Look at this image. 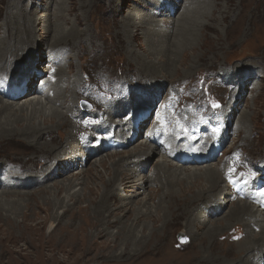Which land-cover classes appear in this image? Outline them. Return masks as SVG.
Returning a JSON list of instances; mask_svg holds the SVG:
<instances>
[{"label":"bare ground","instance_id":"bare-ground-1","mask_svg":"<svg viewBox=\"0 0 264 264\" xmlns=\"http://www.w3.org/2000/svg\"><path fill=\"white\" fill-rule=\"evenodd\" d=\"M7 1L9 0H6V2ZM67 1V3L71 5L73 1L77 2L78 0ZM182 1L183 0H153L150 14L141 15L139 12L129 14L122 20V23L118 25L117 30H115L116 23L113 24V28L111 27L112 29L110 28V34L107 41L112 44L114 43L113 50H115L116 44L120 45L121 41L125 42L123 50L126 55V60L127 62L132 63L135 66L134 69L137 70L132 72L126 71L123 80H129L130 82L134 80L133 77H137L140 82L145 81V84H147L148 87L145 90L144 95L136 96L140 98V100H115V102H112L111 104L109 103L110 106L104 111L107 117L106 125L113 130L112 133L115 134L116 137H123L125 146L133 145V147L126 153L119 155L106 153L108 161L111 162V169L106 167V161L103 160V158L99 159V167L106 173L108 172V178L105 180V178H103L101 174L99 175L96 170H92L94 173L87 177L88 179L92 177V181L94 180L93 182L98 181L101 184V192H99L100 189L96 184L92 188H89L87 186L89 183L82 179H76L74 181L67 180L68 183L62 184L61 187H58L57 183H59V181H55L61 172H66L69 169L71 170L75 168L72 166V162L74 159H80V156L74 157V155H79L80 147L83 148L88 143L87 141L85 143L82 141L79 145H73V142L77 141L78 138H80V135L76 136L77 132L75 130L67 132V128L70 126H74L81 131L84 126L79 124L80 122L78 123V121L72 119L77 113L74 110L73 105L76 98L79 96L78 92H80V89L75 80H66V75L72 72L71 64L69 63L65 65L67 62L62 64L59 60L61 58L59 54H57L53 60H50L51 64L47 65L44 70L45 73L49 75L54 74V78L43 77L41 79L43 81V86L39 85L41 88L39 89L38 87L35 94L30 96L32 97L31 100L21 103L22 97L13 100V98L7 96V93H0V149L2 148L1 145H3V143L6 144L14 137L26 140L29 145L36 147L32 158H30L31 162L28 161L27 164L23 162L21 163L22 160L19 162L16 159L9 157L7 162L4 161L6 164L2 167L0 166V173L18 174L17 177L21 181H14V185L2 184V186L23 189L27 186L38 184L43 186V188L37 192H39V194L42 193L43 195L47 193L50 198L51 193L48 194L47 188L49 187H47V185L50 182H53L52 185L55 186L52 187V189H54L52 195L55 200L52 199L50 201V199H48L47 201H44L45 208H41L37 205L38 209H41V211H44L45 213L50 210V206L53 207V209L56 208V210L64 209V211H69L72 209L69 204L70 202L71 205L74 206L83 201L88 202L90 208L81 209V213L82 218H89L91 216L92 219H94L91 223L86 222V226L92 229L94 233V236L90 239L91 249L96 245V239H104L102 243L105 248H110L112 250L119 249V256L139 257L145 255L146 251L161 246L160 240H164L165 229L167 230L168 226L176 227L180 224V221L183 220L185 227L189 229V234L193 239V242L197 241L196 243H207L210 239H217L219 241L221 235H226L228 231H231L232 233L236 228L239 232L240 228L245 232V234L240 233L239 235H236V240L238 241L228 242V244L221 242L228 248L218 244L220 247H223L219 252H214L210 246V250L207 252L205 251L206 253H203V257L200 256L202 257V264H264V212L259 210L254 204L240 200L236 203L232 202V208L230 207V211L225 217H223L224 220H219L220 213L225 206H227L233 198H236L231 191L229 192L226 191V189L221 188L222 184L225 182V176L223 177V175L226 174L227 168L221 167L220 169L218 165L212 166L213 164L210 161L197 165L184 166L181 165L179 161H176L174 159L175 157L171 158V153L176 155L178 151H180V153L183 152L181 151V145H179L177 139L180 136L188 138L189 134L185 133V128L192 123V119L184 114V111L180 110L188 109L189 111H196L195 104H175L173 107L174 112L180 111V114L177 118H174L173 126L171 124V115L168 108L172 106L171 102L176 98L174 97L175 93H172V88H169L168 97H166L158 109L161 112V116L164 118L161 136L165 130H168L170 133V141L173 143V151L168 154L163 146L158 147L151 140L144 138L142 132L144 124L139 126L140 131H138L133 128L132 121L127 122L128 119L132 120L138 113H140L139 109L145 107V104L142 103L148 100L147 105L153 104L151 90L163 86L166 84V80L173 78L178 67L186 65V59L192 55L191 58L199 62V60L204 57L203 49H211L210 43L212 36H210L209 33L216 34L219 32L218 25L228 18L229 12H231L229 9L230 3L234 0H213L210 2L209 0H184V3H182ZM35 2L36 1H29L26 5L27 9L22 10V13L18 16L19 24L15 29L17 36L10 37V35H7L0 38L1 77L5 75L10 76L12 72L18 68L22 57L29 52L31 53L32 49L36 47L35 40L41 35V31H43L44 34V37L41 40L42 43L49 42L47 48L53 53L58 47H66L69 45L70 39H77L79 44L83 43L82 35L84 32L81 30V32H79V30H77V25L82 23V20L78 15L75 16L74 19L76 21L71 27L68 30H64L62 26L63 24L60 21H64L65 16L69 15V10H66L67 14L64 15L65 11L63 9H56L53 12L52 17L50 16L52 22L51 20L49 21V16L40 22L37 21V19H34L37 11V8L35 9V7H33ZM38 2H41L39 4L42 6L43 2H46V0H38ZM108 4L111 11L115 10L118 12L122 9L119 2L117 3V0H108ZM75 6H77L76 3ZM181 7V13H179V16L173 20V15H176ZM73 9L71 8V10ZM1 10L0 7V12ZM159 13H164L165 16L172 19L170 20V26L167 29H164L163 32H160L159 30L161 20H155L153 18L156 14L161 15ZM248 14L249 12H247V15ZM262 18H264V15ZM139 20H141L140 23L138 22ZM147 26H150V28L144 41L146 44H152L154 42L156 45H150L152 47L149 48L150 52L147 54V57L141 59L136 55L134 40ZM134 30L135 33H133ZM97 39L98 36L95 35L89 42L87 50H90L93 53L94 51H98V46L96 47L93 44V42L96 43ZM113 39L115 42H113ZM220 40L219 35H216V43ZM214 43L215 42H213V44ZM197 50L200 51L199 55L195 54ZM192 59L190 62H193ZM193 64L195 65L196 63ZM256 64H258V62ZM194 65L184 68L183 77L181 78L183 81H178V83H174L173 85L172 82H175V80H170L172 84L169 83V85L171 87L177 86L178 91L183 90L187 84L186 82L191 80L187 77L186 70L194 67ZM199 65L201 64L199 63ZM259 67H262V65ZM106 79V83L111 82L108 80L110 79L108 75ZM51 80H54L55 82L51 83ZM122 81L115 83L116 91L118 85H120ZM20 85L21 84L18 86ZM190 90L193 91L194 88ZM117 93L119 95L120 92ZM144 96L145 98H142ZM138 102L142 103L139 105ZM103 106L104 105L96 104L95 109L93 106V113L96 109H100ZM60 108H64L65 112ZM235 111L236 108L234 110L229 109L228 113L221 114L220 118L222 117V119H224L226 116H230L229 119L231 121V116ZM78 113L80 115V112ZM124 113L127 115L123 117V120H115L117 115H122ZM214 120L218 123L220 122L217 118H214ZM150 124L149 131H152L154 130L155 124ZM90 125L97 128L96 123ZM117 126L119 129L115 130V127ZM193 130L194 129H191L189 132ZM84 132L82 133L84 134ZM173 132L175 135L174 138L173 135H171ZM240 132H242V128L237 127L235 133L236 136H238ZM129 133H131L130 136L128 135ZM90 137L91 135H89L88 139ZM155 137H158L156 133ZM138 138H141L140 142L134 145ZM46 139H48V142H46ZM208 139V136H204L205 144L208 143ZM74 148H76V151L72 152ZM69 149L72 150L70 153H67L66 150ZM106 149H108V147L106 148V146L101 145L99 150H96L95 154L104 152ZM203 150H205L204 152L208 151L206 148H203ZM112 151H114V149H112ZM157 153L161 156V158L157 159V166L151 169L149 174H145V167L149 157ZM238 153L239 151L236 150L233 157H238ZM115 157H117L116 160H114ZM249 162L251 165L253 164V162ZM118 184L122 186L121 189H126L127 192H129V194L124 195L127 197L126 199L124 196H121V194L120 197L117 196L119 193L115 191L117 190L116 187ZM78 186H83L81 190L84 195H82L79 190L70 193L72 189H75ZM85 190L88 191L87 195H85ZM10 191L11 190L7 188H5V190L0 189V198L7 196L6 193ZM61 192H64L65 195L59 200L57 199V196ZM20 193L22 192L12 190L13 196L19 197ZM56 193L57 196L55 195ZM23 194L25 196L27 194V197H35L32 192H28L27 190L23 191ZM140 195H145V201L142 200L139 202L140 204L142 203L141 206H138L139 203H137L135 208H131L129 205L131 201L137 199ZM121 197L123 198L122 201L120 200ZM156 199L158 200V203L156 202V204H154ZM113 201L118 204L113 206ZM149 201L153 204L149 205ZM11 202H13L11 204H17L18 201L15 202L14 200ZM56 210L54 213L56 217H52L53 222L49 223V229L52 228L53 223L58 218ZM6 219L7 220L0 222V228L6 227L7 232L12 233V236L8 234V240L16 241L15 243H31L32 236L38 234L36 232V227H42L46 224V220L42 218L39 219L36 214V217L31 220V222H34V226H30L27 215L24 214L22 229L20 230L21 225L13 223V221L8 218ZM123 219H125L126 222L130 221L131 224L127 226V223L123 221ZM145 219L150 221L151 229H149L147 224L142 223ZM209 222L212 223V225H209L210 227L206 228L205 231L200 234L199 231L204 229L203 226ZM217 222L221 223V225L217 226ZM222 222H225V224H222ZM139 224H141L140 229L136 230V226ZM158 224L160 225V228H157ZM253 227L260 229L258 234L252 230ZM111 228H118L115 234L108 231ZM80 230L83 232L84 228L80 227ZM15 233H18L16 237ZM185 233L186 232H184V234ZM231 233L224 236L225 238L223 240L229 238ZM82 238L85 242L87 236L84 235ZM62 241L65 242V240ZM47 243L49 242L47 241L46 244ZM196 243L192 244V241L190 242V246L193 247L191 251H194V255ZM52 245L54 244L52 243ZM48 246H50V244ZM162 253H159L160 256ZM252 253L255 255L254 262H251ZM237 254H239V256H237ZM173 256L174 257L166 260L161 259L163 260L161 264H174L178 257H181V255L177 256L175 252L173 253ZM46 259H48L46 262H51L50 264H59V261H57L54 256ZM41 264L43 263L41 262Z\"/></svg>","mask_w":264,"mask_h":264},{"label":"rangeland","instance_id":"rangeland-1","mask_svg":"<svg viewBox=\"0 0 264 264\" xmlns=\"http://www.w3.org/2000/svg\"><path fill=\"white\" fill-rule=\"evenodd\" d=\"M29 1H36L34 3L35 6L33 5L35 9L37 8L34 19H37V21L40 22L46 17L48 18V16L49 21L51 20L52 22V18H50V16L52 17L53 12L56 9H63L65 11L64 15L67 14L66 10H69V15L65 16L64 21H60L63 24L62 26L64 30H68L71 27V25L76 21L74 19L75 16L78 15L82 20V23L77 25V30H79V32H84V34L82 35L83 43L79 44L77 39H70L69 45H67L68 47H58L53 53L49 51V48H47L49 42L42 43L41 40L44 37V34L43 31H41V35L35 40L36 47L32 49L31 53L29 52L27 55L22 57L19 62L18 68H16L10 76L5 75L2 76V78L5 79V82L7 81L9 83H12L13 81L19 79L18 85L27 81V84L25 85V87L27 88V92L25 95L21 96V103H23L32 99V97L30 96L35 94V92L38 90V87L40 85L39 81L43 77L54 78V74L49 75L45 73L44 70L46 69L47 65L51 64L50 60H53V58L56 57L57 54L61 56L59 60L62 62V64H65L66 62L67 63L65 65L69 63L71 64L72 72L66 75V80H75V82L78 83V87L80 89V92H78L79 96L76 98L73 105L74 110L77 112V116H73L72 119L78 121V123L80 122L79 124L84 127L81 131L74 126H70L67 128V132L75 130L77 132L76 136L80 135V138H78L77 141H74L73 145H79L82 143V141H84V143L87 141L88 143L83 148L78 146L80 147V154L74 155V157L80 156V159H74V161L72 162V166L75 168L71 170L69 169L70 171L68 170L66 172H61V174L55 179V181H59V183L57 184L58 187H61L62 184L68 183L67 180L74 181L76 179H82L89 183L87 185L89 188H92L96 184L100 189L99 192H101V184L98 181L93 182L94 180L92 181V177L90 179H88L87 177L88 175L94 173L92 172V170H96L98 171L99 175L101 174L103 178H105V180L108 178V172L106 173L102 168L99 167V159L103 158V160L106 161V167H109L111 169V162L108 161L106 153L119 155L122 153H126L130 148L133 147V145H129L130 147L124 146L119 149L110 148L106 149L104 152L95 154L96 150H99V147L101 146L97 145L96 142L101 141L102 137L103 139L106 137L116 138L124 142L123 137H110V135L113 134V130H111L106 125L107 117L104 111L110 106L109 103L111 104L112 102H115V100H140V98L136 96L144 95V92L148 87V85L145 84V81L140 82L137 77H133L134 80L130 82L129 80H123L126 71H135V66L132 63L127 62L126 60V55L123 50L125 42L121 41L120 45L116 44L115 50H113L114 43H109L107 41V38L110 34V28H113V24L116 23L117 28L115 27V30H117L118 25L121 24L122 20L125 19L129 14H134L135 12H139L141 15L150 14L152 10L153 0H117V3L119 2L122 8L118 12L115 10H110L108 0H94V2L93 0H78L77 2L73 1L72 4L74 5H70L69 3H67V0H46V2H43L42 6L41 4H39L41 2H38V0H9L7 2L6 0H0V7L2 9L0 12V38L7 35H10V37L17 36L15 29L19 24L18 16H20L22 10L27 9L26 5ZM210 1L213 0H209V2ZM75 3L77 6H75ZM182 3H184V0L182 1ZM71 8L74 9L71 10ZM229 9L231 12H229L228 18H226L224 22L218 25L219 32H217L216 34L209 33V35L212 36L210 43L211 49H203V60L201 59L199 60V62L193 60L191 58V55V57L185 60L186 65L178 67L177 72L175 73L173 78L166 80V84H164L163 86L155 90H151L153 96V104L147 105L148 100L144 103H138L139 105L141 103L145 104V107H142L144 109H150L154 104H156V109H159L161 103L166 99V97H168L169 88H172V93H175L174 97L176 99L172 100L171 102L173 105L177 103L195 104L196 111H203L204 107L201 105L202 103H205V114H208L207 117L211 120L209 125H215L216 121L213 120V118H217L220 122H216L214 130L223 132V140L225 141L223 143L224 146L219 145L222 149L219 150L218 156L210 162L213 164L212 166L218 165L220 169L221 167L227 168L226 174L223 175V177H227L224 178L225 182L222 184L221 188L226 189V191L230 192L231 190L228 188L226 180L231 175H236L237 177L248 176L250 178H258L260 175L257 168L264 162V18H262L264 15V0H259V3L258 0H234L230 3ZM181 11L182 7L179 9L176 15H173L172 19H176ZM247 12H249L248 15ZM153 18L155 20H161L159 27L160 32H163L164 29H167L170 26V20H172L165 16L164 13H162L161 15L156 14ZM140 21L141 20H139L138 22L140 23ZM149 28L150 26L145 27L138 34V37L135 38V43L133 42L135 45L136 55L141 59L147 57V54L150 52L149 48L156 45V43L154 42L152 44H146L144 41L145 36L149 32ZM133 33H135V30L133 31ZM95 35L98 36V39L96 40V43L93 42V44L96 47L98 46V51H94L93 53L87 49L89 46V42ZM216 35H219L221 39L218 43H216L215 41ZM103 39L107 42H105ZM113 42H115L114 39ZM213 42L215 43L213 44ZM199 52L200 51L197 50L195 54L199 55ZM191 59L193 60V62H190ZM255 62H258V64H256ZM193 63L196 64L194 65ZM199 63L201 65H199ZM191 65H194V67L190 69L188 68L186 70V75L191 80L186 82L187 84L185 85V88L181 91H178L177 86L171 87L169 85V83H171L170 80H175V82H172L173 85L174 83H178V81H181L184 68L191 67ZM261 65L262 67H259ZM36 72L43 74V76L37 78ZM107 75L110 77V79L108 80L111 82L109 83H106ZM121 78L123 81L121 80ZM119 81H122V83L118 85L116 91L115 83ZM5 82H3L2 80L0 81L1 94L5 93V89L3 88ZM54 82V80H51V83ZM107 87L110 90H108ZM193 88V91L190 90ZM117 92H120L119 95ZM142 98H145V96ZM159 98H161L160 101ZM96 104L104 106L100 109H96L93 113ZM217 104L219 105V107H214V105ZM235 108L236 111L232 114L231 121L229 119L230 116H226V118L224 119H222V117L220 118L221 114H226V112L228 113L229 109L234 110ZM60 109L65 112L64 108ZM180 111L189 110L186 109ZM78 112H80V115ZM126 115V113L117 115L115 117V120H123V117ZM152 116L153 113L150 114V119L148 120V122L151 121V118H153ZM200 116V114H197L194 118L197 120L200 118ZM204 117L205 115L203 114L201 119ZM227 118L229 119V121ZM94 123L97 124V128L90 125ZM237 127L242 128V132H240L238 136H236L235 134ZM118 129V126L115 127V130ZM82 132H84V134ZM101 133L105 134V136H102ZM89 135H91V137L88 139ZM140 139L141 138H138L135 141L134 145H136V143H139ZM47 140L48 139H46V142H48ZM99 143L103 146H106L107 148V145L103 141ZM209 143L211 144V141ZM24 145H26L27 147ZM1 146V167L6 164L5 162H7V159L9 158L16 159L19 162L22 160L21 163L23 162L27 164L28 161L31 160L30 158H32L34 150L36 149V147L29 145L26 140H21L17 137L12 138L6 144L3 143V145ZM112 149H114V151H112ZM26 150L30 151L27 152ZM71 150L72 149L66 150V152L70 153ZM236 150L239 151V156L233 157V154ZM74 151H76V148L72 150V152ZM159 156L160 154L157 153L149 157L147 165L145 167V174H149L151 169L157 166V159L161 158V156ZM116 159L117 157L114 158V160ZM249 161L253 162V164L251 165ZM227 174H229L230 176ZM17 175L18 174L0 173V189L5 190V188H7L11 190L10 192L6 193L7 196H4V198H0V222L5 221L7 220L6 218H8L9 220H12L13 223L21 225V230L23 215L26 214L29 220L28 223H30L29 225L34 226V222H31V220L34 219L37 214L39 219L42 218L46 220V224L42 227H36V232L39 235H33L31 243H15L16 241L8 240V234L12 236V233H8L6 227L0 228V264H33V262L34 264H41V262L43 264H50L51 262H46L48 260L46 258L52 256H54L57 261H59V264H161L164 259L166 260L174 257V252L177 256L181 255V257L179 256L174 264H202V257L208 250H210V246L212 247V250H214V252H219L223 247L228 248L221 242H224L226 244H228V242H235L238 241L236 240V235H239L240 233L245 234L242 228H240V232L236 228V230L232 231V233L231 231H228L227 233L225 232L226 235L228 233H231L230 237L226 240H223L225 238L224 236L226 235H221L219 237V241L217 239H210L207 243H196L197 241L193 242V239L189 234V229L185 227L184 221L181 220L180 224H178L176 227L168 226L167 230L165 229L164 240H160L161 246L153 250L150 249L146 251L145 255L139 257L119 256V249L112 250L110 248H105L104 244L102 243L104 239H96L95 241L97 243L91 249L90 239H92L94 233L92 229L86 226V222L91 223L94 221V219H92L91 216L89 218H82L81 213V209L83 210L85 208H90L88 202L83 201L82 203H78L75 206L71 205L70 202L69 204L72 209L69 211H64V209L56 210V208L53 209V207L50 206V210L45 213L44 211H41V209H38L37 205H39V207L41 208H45L44 201H47L48 199H50V201L52 199L55 200L52 195V191L54 190L52 189V187L55 186L52 185L53 182H50L47 185V187L50 188H47L48 194L51 193L50 198L47 193L43 195L42 193L39 194V192H37L38 190L43 188V186H40L38 184L27 186L23 189L13 187L8 188L7 186H2V184L14 185V181H21L17 177ZM121 187L122 186L120 184H118V186L116 187L117 190L115 192L119 193V195H117L118 197H120V194L121 196L129 194L126 189H121ZM82 188L83 186H78L75 189H72L70 193L79 190V192L84 195L81 190ZM12 190L22 193L19 194V197H16L13 196ZM25 190H27L28 192H32L33 196L35 197H27V194L25 196L23 194V191ZM84 192L85 195L88 194L87 190H85ZM55 195L57 196V193ZM64 195V192L59 193L57 199L61 200ZM124 198L126 199L127 197L124 196ZM122 199L123 198L121 197L120 200L122 201ZM145 199V195H140L137 199L131 201L129 205L131 206V208H135L137 203L141 202L142 200L145 201ZM14 200L15 202L18 201L17 204H11L13 203L11 201ZM157 201L158 200L156 199L154 201V204H156ZM238 201L240 200H236V198H233V200H231L227 206L224 205L225 208L219 216L220 221L224 220L223 217H225L232 208V202L236 203ZM112 204H114L113 206H115L118 203H115L113 201ZM152 204L153 203L149 201V205ZM141 205L142 203H139L138 206ZM55 210L57 212L58 218L53 223L52 228L49 229V223L53 222L52 217H56V215L54 214ZM123 221L126 222L125 219H123ZM146 221L147 219L143 220L142 223L147 224L149 229H151L150 221ZM126 223L127 226L131 224L130 221ZM223 223L225 224V222H222V224ZM209 225H212V223L209 222L204 225V229L200 230L199 233H203L206 228L210 227ZM216 225L220 226L221 223L217 222ZM140 226L141 224L136 226V230H139ZM157 226V228H160L159 224ZM80 227L84 228L83 232L80 230ZM117 229L118 228H111L108 231L112 234H115ZM252 230L256 234H258L260 229L253 227ZM182 231L186 232L185 234L187 235V237ZM17 234L18 233H15V237L17 236ZM84 235L87 236L85 240L86 243L82 238ZM179 238H181L182 241H179ZM62 240H65V242H63ZM47 241L49 243L46 244ZM191 241L192 244L196 243L195 255L194 251H191L193 248L192 246H190ZM52 243L54 245H52ZM49 244L50 246H48ZM218 244L223 245V247H220ZM68 245L70 248L68 247ZM189 252L191 253V255ZM159 253H162V255L160 256ZM237 256H239V254H237ZM254 259L255 255L254 253H252L251 262H254Z\"/></svg>","mask_w":264,"mask_h":264},{"label":"snow or ice","instance_id":"snow-or-ice-1","mask_svg":"<svg viewBox=\"0 0 264 264\" xmlns=\"http://www.w3.org/2000/svg\"><path fill=\"white\" fill-rule=\"evenodd\" d=\"M214 107H219V105L217 104V105H214Z\"/></svg>","mask_w":264,"mask_h":264},{"label":"water","instance_id":"water-1","mask_svg":"<svg viewBox=\"0 0 264 264\" xmlns=\"http://www.w3.org/2000/svg\"><path fill=\"white\" fill-rule=\"evenodd\" d=\"M179 241H182L181 238L178 239Z\"/></svg>","mask_w":264,"mask_h":264}]
</instances>
